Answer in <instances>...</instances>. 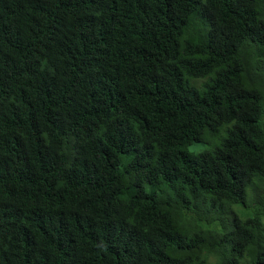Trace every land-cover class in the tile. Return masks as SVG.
Returning a JSON list of instances; mask_svg holds the SVG:
<instances>
[{
	"label": "trees",
	"instance_id": "obj_1",
	"mask_svg": "<svg viewBox=\"0 0 264 264\" xmlns=\"http://www.w3.org/2000/svg\"><path fill=\"white\" fill-rule=\"evenodd\" d=\"M0 264H264V0H0Z\"/></svg>",
	"mask_w": 264,
	"mask_h": 264
},
{
	"label": "rangeland",
	"instance_id": "obj_2",
	"mask_svg": "<svg viewBox=\"0 0 264 264\" xmlns=\"http://www.w3.org/2000/svg\"><path fill=\"white\" fill-rule=\"evenodd\" d=\"M193 144L189 145V150L191 151H195V150H198V147H195V146H192Z\"/></svg>",
	"mask_w": 264,
	"mask_h": 264
}]
</instances>
